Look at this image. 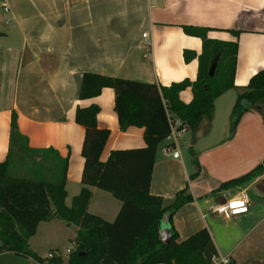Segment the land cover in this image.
<instances>
[{
  "label": "crops",
  "instance_id": "0c3cea01",
  "mask_svg": "<svg viewBox=\"0 0 264 264\" xmlns=\"http://www.w3.org/2000/svg\"><path fill=\"white\" fill-rule=\"evenodd\" d=\"M0 8L4 25L0 30V163L10 150L14 114L27 149H50L68 160L67 207L82 189L84 130L74 122L77 108L97 106V128L110 132L101 161L113 151L144 147L142 128L119 129L111 89H103L91 100H77L79 76L95 74L158 88L193 83L198 60L186 61L185 54L199 56L202 41L187 35L184 27L206 29L209 40L237 44L236 88L246 87L264 68V0H0ZM230 31H238V37ZM235 98V89L225 92L215 100L211 120H203L194 133L187 130L188 139L184 135L179 140V159L165 157L167 144H159L150 194L161 197L164 208L185 188L192 198L175 212L171 225L167 214L161 219L159 237L163 230L169 238L175 232L182 242L206 229L216 254L228 257L230 264H264V190L256 189L264 173L242 190L210 196L221 184L247 175L264 161V108L244 114L231 132ZM179 100L190 104L191 90L180 92ZM28 169L20 175H27ZM253 189L257 195L250 194ZM90 191L87 212L113 222L120 204L105 192ZM242 193L249 200L246 214L224 218L210 213L215 204ZM53 229L61 235L54 236ZM77 231L75 225L56 219L40 223L28 242L29 250L42 260L59 251L61 264H66L68 255L55 242H69ZM38 246H46V254ZM17 259L37 264L30 258L0 254V264H15Z\"/></svg>",
  "mask_w": 264,
  "mask_h": 264
},
{
  "label": "trees",
  "instance_id": "16d2710c",
  "mask_svg": "<svg viewBox=\"0 0 264 264\" xmlns=\"http://www.w3.org/2000/svg\"><path fill=\"white\" fill-rule=\"evenodd\" d=\"M184 32L202 41L199 56L185 54L186 61L198 60L197 78L193 83L183 81L158 88L95 74L77 78L76 98L79 101L94 99L106 88L113 91L119 129L142 128L144 147L113 151L106 161H101L110 132L97 128V106L77 108L74 122L84 130L80 153L82 189L72 199L70 207L65 205L68 160L50 149H27L25 140L19 135L16 116L12 114L10 150L5 162L0 163V254L10 253L44 264L47 259L42 260L31 252L28 242L40 223L56 219L78 229L76 237L69 241L71 250L66 264H211V258L217 254L206 229L182 242H178L175 232L166 243L159 239L161 219L167 214L171 225L175 212L191 203L192 198L185 188L176 193L169 207L164 208L163 199L150 194L156 150L169 134V119L180 120L194 133L203 120H211L215 100L235 89L236 98L230 114V131L233 132L244 114L264 108V68L246 87L238 89L234 86L237 44L209 40L206 29L184 27ZM230 33L234 37L239 35L238 31ZM216 57L214 76L209 77L211 63ZM188 88L192 101L184 105L179 94ZM14 151L24 152L32 161L28 176L11 175V170L20 165L13 156ZM263 173L264 161L247 175L221 184L210 196L242 190ZM90 188L105 192L120 203L113 222L87 212ZM48 261L61 264L58 257Z\"/></svg>",
  "mask_w": 264,
  "mask_h": 264
},
{
  "label": "built area",
  "instance_id": "2783aa9c",
  "mask_svg": "<svg viewBox=\"0 0 264 264\" xmlns=\"http://www.w3.org/2000/svg\"><path fill=\"white\" fill-rule=\"evenodd\" d=\"M153 1V0H151ZM5 9V5H3ZM6 11V10H5ZM144 41L146 42V36H144ZM170 131L168 136L165 139L167 147L164 149V156L171 157L172 159H179V140L185 135L188 130V127L185 126L180 120L169 119ZM259 183H264V178L260 177L258 179ZM249 210V200L245 193L240 194L238 197L231 198L226 200L222 204H215L211 207L210 213L213 215L222 216L224 218L237 217L244 215ZM59 254L49 253L46 256L47 260H51L55 257H59ZM211 264H230V259L228 257H220L218 255L211 258Z\"/></svg>",
  "mask_w": 264,
  "mask_h": 264
},
{
  "label": "rangeland",
  "instance_id": "374dc122",
  "mask_svg": "<svg viewBox=\"0 0 264 264\" xmlns=\"http://www.w3.org/2000/svg\"><path fill=\"white\" fill-rule=\"evenodd\" d=\"M3 13V11H2V9L0 8V16L1 15H3L2 14ZM5 17V16H4ZM4 29V25H3V23H0V30H3ZM186 136V139H188V137H189V135H185ZM184 136V137H185ZM15 150V149H14ZM182 153H186V150L185 149H182V151H181ZM13 156H14V158L15 159H17L18 161H19V163H20V165L18 166V167H16L17 169H14L13 171L11 170V175H13V176H17V177H19V175L21 174V173H25V172H27V171H25L26 169H28L30 166H31V164H32V161L31 160H29L27 157H26V155H25V153H23V152H15L14 151V154H13ZM254 194V195H257L258 193L256 192V190L255 189H253L251 192H250V194ZM71 199H72V197H68V201H69V203L71 202ZM113 201H115V203H117V204H120L118 201H116V200H113ZM52 231H54L55 232V235L54 236H60L61 235V232L58 230V229H53ZM51 231V232H52ZM70 231H72V229L70 230ZM55 245L56 246H59V247H61L62 248V251L65 253V254H67L68 255V252L71 250V246L69 245V242L68 241H62V240H58V241H56L55 242ZM36 248V247H35ZM38 250L42 253H44V254H46V250H47V247L46 246H38ZM50 253H56V254H61L59 251H53V252H50ZM49 254V253H48ZM62 255V254H61ZM46 259V258H45ZM17 262L15 263V264H34L33 262H31V261H29V260H25V259H20V260H16ZM47 262H48V260H47ZM14 263V262H13ZM49 263V262H48Z\"/></svg>",
  "mask_w": 264,
  "mask_h": 264
},
{
  "label": "water",
  "instance_id": "95a60500",
  "mask_svg": "<svg viewBox=\"0 0 264 264\" xmlns=\"http://www.w3.org/2000/svg\"><path fill=\"white\" fill-rule=\"evenodd\" d=\"M217 62H218V57H216L212 63H211V66H210V69H209V72H208V75L209 77H213L214 76V73H215V69H216V65H217ZM260 189H259V188ZM256 189H259V190H264V183H260ZM167 230V229H166ZM160 241L163 242V243H166L168 240H169V234L163 230L160 237H159Z\"/></svg>",
  "mask_w": 264,
  "mask_h": 264
}]
</instances>
